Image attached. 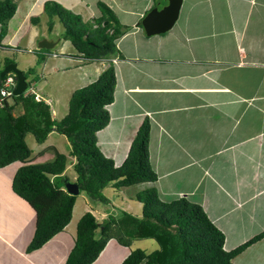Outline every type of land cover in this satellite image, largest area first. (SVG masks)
Masks as SVG:
<instances>
[{"label": "crops", "instance_id": "1", "mask_svg": "<svg viewBox=\"0 0 264 264\" xmlns=\"http://www.w3.org/2000/svg\"><path fill=\"white\" fill-rule=\"evenodd\" d=\"M45 1L17 0V32L8 41L13 46L1 41L0 68L7 65L8 59L25 73L37 68L34 76L27 79L39 98L50 105L56 120L65 117L64 111H60L62 100L70 101L71 91L78 85L69 87L74 81L92 83L113 65L116 86L114 101L108 106L110 121L98 131L97 143L116 167L126 160L141 125L145 121L150 123L148 151L158 179L137 183L132 195L111 183L108 186L113 191L106 195L108 207L101 209L103 202L91 198L93 203L84 201L83 215L90 211L98 220L107 216L100 223L121 211L142 217L144 204L137 195L155 187L162 200L186 197L200 204L224 233V248L228 251L264 232V0H182L174 26L152 35L145 31L142 19L152 8L166 5L167 0H50L81 15L83 21L93 23L95 28V19L103 14L99 2L111 8L124 33L115 41L117 51L97 60L85 58L70 40L69 50H62L66 27L58 39L54 35L47 37L44 32L35 36L38 32L33 34L31 26L21 38L16 37L32 12L42 13V19L43 15L50 16L45 12ZM50 18L53 25L62 23L58 15ZM108 31L111 34L113 28ZM16 38L21 43L27 41L24 48L18 46ZM43 38L57 39L56 46L61 43L62 51L41 56L40 51L34 53V41ZM14 49L32 54L12 58L10 53ZM40 73L46 82L37 89ZM55 132L39 143L36 153L43 156L52 150L55 155L57 149L67 155L68 161L72 158L73 166L76 157L71 155V143L68 152H62L58 138L53 137L50 143ZM36 160L33 150L29 161L38 163ZM20 162L0 167V250L6 245L11 255H22L31 264H65L76 241V235L70 233L73 229L77 233L83 216L72 220L79 196L66 229L43 247L27 252L37 215L13 189ZM68 169L67 165L64 174ZM74 179L69 181L76 182L77 175ZM63 188L66 190V186ZM14 204L30 211L18 219L9 214ZM12 222L19 225L12 226ZM141 240L125 246L112 238L93 264H121L134 250V243L145 247L147 253L156 249L148 241L137 244ZM56 241L59 243L55 245ZM111 247L115 249L112 253ZM233 262L264 264V237L237 254ZM0 264L7 263L0 260Z\"/></svg>", "mask_w": 264, "mask_h": 264}, {"label": "trees", "instance_id": "2", "mask_svg": "<svg viewBox=\"0 0 264 264\" xmlns=\"http://www.w3.org/2000/svg\"><path fill=\"white\" fill-rule=\"evenodd\" d=\"M99 7L103 14L95 19L97 28L55 1H47L44 9L51 17L61 18L66 27V40L85 58L97 60L115 53V41L124 33L111 8L103 2H99ZM16 10L17 0H0V44ZM105 21L108 23L104 25ZM11 62L13 60L8 59L6 64ZM3 69L0 68V88L6 79V75L1 76ZM30 73L34 70L25 74ZM30 82L28 80L29 85ZM115 86V68L110 65L93 83L73 92L69 113L59 121L53 119L50 105L37 99L35 94L13 95V101L6 100L5 106L0 108V167L32 158L33 150L26 142L28 133H32L38 143H43L56 130L71 143L80 192L85 191L93 200L109 203L103 190L111 183L120 188L157 180L148 151L149 121L141 125L126 160L119 167L98 146L97 133L110 121L108 106L114 101ZM67 165V155L56 149L53 160L27 164L15 174L14 191L30 203L37 215L35 235L27 252L41 248L72 219L77 195L63 188L69 181L64 174ZM137 196L144 204L142 217L121 211L100 223L92 212H86L78 222L75 246L66 264H93L112 238L125 246L131 245L133 240L147 238L159 244L151 253L141 248L132 250L121 264H235L233 258L237 254L264 237L262 232L228 251L224 248V233L200 204L186 197L162 200L155 187Z\"/></svg>", "mask_w": 264, "mask_h": 264}, {"label": "rangeland", "instance_id": "3", "mask_svg": "<svg viewBox=\"0 0 264 264\" xmlns=\"http://www.w3.org/2000/svg\"><path fill=\"white\" fill-rule=\"evenodd\" d=\"M47 1H50V0H47ZM47 1H45V3L47 2ZM45 3H44V7H45ZM62 5V4H61ZM28 11V9H26L24 12H23V14H25L26 12ZM46 12V11H45ZM19 13V12H18ZM17 13V15H15L9 22H8V24H7V28H8V35H5L6 37H4V40H5V42L6 43H9L8 41H9V38L12 36V34L13 33H15V32H17L16 31V28H17V26H16V28H15V23H18L19 22V14ZM42 14V13H41ZM41 14H37V13H34V12H32V15L31 16H29L28 18H27V20L22 24V26H21V28L18 30L19 31V33L17 34V38H21L22 37V34H23V32L25 31L26 32V30H27V28H28V26H31L30 28L32 29V32H33V34L35 33L36 34V32H38L35 36H39V35H41L43 32H44V34L47 36V37H50V38H52V36L54 35L55 36V38H59L61 35H62V32H64L65 31V25H64V23L62 22V20H61V22L62 23H59V22H57V23H54V25H53V23L51 22V18H50V16H44L43 15V19L42 18H40L39 17V15H41ZM35 16H38V18H40L39 19V21H38V23H36V20L34 19V18H36ZM37 18V19H38ZM30 21H31V23L33 24H31L30 23ZM52 21H54V19H52ZM53 26V28H52V30L51 31H49L48 30V28L50 29V26ZM62 37V36H61ZM15 39V41H16V43H20V44H18V46H20L21 48H24V46H25V44H27V41L26 40H24L23 41V43H21V42H19V39ZM35 38V37H34ZM57 39H56V41H57ZM66 41V42H65ZM65 42V43H64ZM38 43H39V41L37 42H35L34 41V53H36V50L37 51H40V56H41V54H43V53H46V52H52V53H54V51H56V52H58V51H62L63 49H64V51L66 52L67 50H69V48H70V44H71V42L69 41V40H65V39H62V44L64 43V45H63V48H62V50H61V43H59L58 44V47L56 46V49H45V48H40L39 46H38ZM70 43V44H69ZM9 44H11L12 45V43H9ZM6 45V44H5ZM13 46V45H12ZM29 49V48H28ZM9 50H11V49H9ZM2 51V48H0V52ZM11 56H12V58H17V56L19 55V54H25L24 55V57H29L32 53H30V52H27V51H23V50H21V49H14V51H12L11 53ZM39 54H37L38 56H39ZM44 59H47V56H44ZM33 70H35L34 71V73L37 71V68H34ZM28 72V71H27ZM34 73H30V74H28L27 75V77L28 78H30L31 79V76H34ZM36 80L38 81H36V88L38 89L40 86H41V83H42V85L46 82L45 81V79L44 78H42V76H41V73H40V75H39V77L38 78H36ZM93 83V82H92ZM75 84H78L77 86H75L73 89H72V91L74 90H77V89H80V88H83V87H85V86H88L89 84H91V83H86L87 85H85V83L83 82V81H80V83H77V82H75L74 81V83L72 84V85H70L69 87H71V86H73V85H75ZM46 85V84H45ZM60 85V84H59ZM85 85V86H84ZM45 87V86H44ZM71 91V93L73 94V92ZM72 94H70L71 96H72ZM71 98V97H70ZM43 100H45V99H43ZM64 100V99H63ZM62 100V110H60L61 112H63L64 111V115L63 116H66L68 113H69V110H70V106H69V103H70V101L69 100H66V101H63ZM71 100V99H70ZM10 103L13 101V98H10L9 100H8ZM46 101V100H45ZM0 108H2V107H0ZM60 108V109H61ZM66 114V115H65ZM60 119H63V118H59V117H56V121H59ZM58 138L59 139V141H58V146L60 147V149L62 150V152H68L69 150V148H70V145H69V140H68V138H67V136L66 135H64V134H61V133H59V132H55L53 135H52V137L50 138V143L51 142H53L51 139L52 138ZM53 138V139H54ZM26 142H27V144L32 148V150H34V156H35V158L37 159L36 160V162H45V161H48V160H53L54 158H55V155H54V153L52 152V150H49L47 153H45L43 156H41V153L38 155V153H36L39 149H40V144L36 141V138H35V136L33 135V134H31V133H28L27 134V136H26ZM18 161H21V160H18ZM16 162V161H15ZM151 162V161H150ZM22 163V165L20 166V167H22V166H25V165H27V164H30V163H33V162H30V161H27V162H23V161H21L20 162V164ZM71 163H72V158H70L69 157V161H68V166H69V169H68V171L66 172V175L69 177V180H72V181H74L75 179H74V177H76V175H77V173H76V171H75V168H74V164H73V166L71 165ZM70 164V165H69ZM152 164V163H151ZM153 166V165H152ZM138 185L137 184H135V185H130V187L129 186H126V187H121V190H126V193L127 194H129V195H132L133 193H134V190L136 191V187H137ZM113 190H112V187L111 186H107L106 188H105V190H104V194L105 195H107L108 194V192H112ZM13 194H12V198L13 197H15V194H14V192H12ZM17 193V192H16ZM109 195H111V194H109ZM78 201H77V203H76V206H75V211H74V216H73V219L72 220H75V219H77V218H79L80 217V215L82 216L83 215V210H84V201H88V202H90V203H93L94 201H92L91 200V198H90V196L85 192V191H81L79 194H78ZM91 200V201H90ZM96 201V200H95ZM14 205H16L15 207H14V209H12V211H9V214L10 215H12V216H15L16 218H18V219H21V217H23V216H25L30 210L28 209V208H25L24 209V206L23 205H20V204H14ZM118 205H123V204H120L119 202H118ZM126 206V205H125ZM100 207H101V209H104V208H107L108 207V205H106V204H103V203H100ZM122 207H124V206H122ZM125 208V207H124ZM21 212H20V211ZM23 211V212H22ZM17 215V216H16ZM106 215V214H105ZM103 217H107V216H102L100 219H102ZM99 219V220H100ZM104 219V218H103ZM103 220H101V222H102ZM35 224V223H34ZM10 225H19L18 224V222H16V223H10ZM35 226V225H34ZM68 226V225H67ZM66 226V227H67ZM66 227H65V229H66ZM35 231H36V228H35ZM35 231H34V235H35ZM30 234V233H29ZM70 235H77V233H76V231H74V229L72 230V233H70ZM34 237V236H33ZM33 239V238H32ZM148 241V242H147ZM149 243V245L150 244H152L153 243V245L155 246V248L157 249V248H159V244L157 243V241L155 240V239H142L141 241H138V243L137 244H145V243ZM59 243V241H56V243H55V245L56 244H58ZM45 245V244H44ZM43 245V246H44ZM42 246V247H43ZM137 248H141V249H144L143 248V246L142 245H136V243H134L133 244V249H137ZM146 249L147 250H150L149 249V247H146ZM156 249H152L150 252H152V251H154V250H156ZM10 248H8V246H6L5 245V247H2V250H0V260L1 261H3V263H7V264H31L30 262H29V260H27V258H25V257H23L22 255H19V254H16L15 256L14 255H11V253H10ZM115 249H112V247H111V249L109 250V252L110 253H112L113 251H114ZM145 250V249H144ZM1 253H3V254H1ZM65 258H67V257H64V259ZM66 261H67V259H65ZM66 261H65V264H66Z\"/></svg>", "mask_w": 264, "mask_h": 264}, {"label": "water", "instance_id": "4", "mask_svg": "<svg viewBox=\"0 0 264 264\" xmlns=\"http://www.w3.org/2000/svg\"><path fill=\"white\" fill-rule=\"evenodd\" d=\"M168 3L162 8L154 7L151 9L142 19V26L147 34L164 33L171 29L179 18L182 0H167ZM57 41L43 38L39 41L38 46L40 48L52 49L56 46ZM9 72H14L17 76V85L14 89V95H22L27 89V76L17 66L16 63H9L5 66L1 72V76H5ZM66 190L71 195H78L80 188L77 182L67 181Z\"/></svg>", "mask_w": 264, "mask_h": 264}, {"label": "built area", "instance_id": "5", "mask_svg": "<svg viewBox=\"0 0 264 264\" xmlns=\"http://www.w3.org/2000/svg\"><path fill=\"white\" fill-rule=\"evenodd\" d=\"M17 85V80L15 76L11 73L6 75V79L3 82V85L0 88V107H4L6 100H9L14 95V89ZM26 93H32L36 95V98H39V95L35 93L33 85L27 87Z\"/></svg>", "mask_w": 264, "mask_h": 264}, {"label": "bare ground", "instance_id": "6", "mask_svg": "<svg viewBox=\"0 0 264 264\" xmlns=\"http://www.w3.org/2000/svg\"><path fill=\"white\" fill-rule=\"evenodd\" d=\"M11 63H14V62H11ZM5 68V67H4ZM3 71V70H2ZM25 73V72H24ZM8 74V73H7ZM6 74V75H7ZM11 74H13L14 76H15V78H16V80H17V76H16V74L14 73V72H11ZM27 76V75H26ZM31 83V82H30Z\"/></svg>", "mask_w": 264, "mask_h": 264}, {"label": "clouds", "instance_id": "7", "mask_svg": "<svg viewBox=\"0 0 264 264\" xmlns=\"http://www.w3.org/2000/svg\"><path fill=\"white\" fill-rule=\"evenodd\" d=\"M157 7V6H156ZM153 9V8H152ZM9 73H11V72H9ZM28 80L29 79H27V84H28ZM31 85H32V83H30ZM28 87V86H27ZM27 90V89H26ZM26 90H25V92H26ZM38 99H40V98H38ZM67 191V190H66Z\"/></svg>", "mask_w": 264, "mask_h": 264}]
</instances>
